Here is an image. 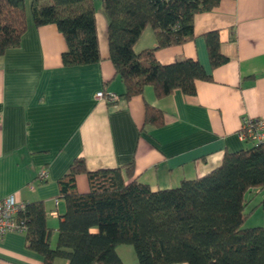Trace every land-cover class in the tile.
I'll use <instances>...</instances> for the list:
<instances>
[{
    "label": "crops",
    "instance_id": "crops-1",
    "mask_svg": "<svg viewBox=\"0 0 264 264\" xmlns=\"http://www.w3.org/2000/svg\"><path fill=\"white\" fill-rule=\"evenodd\" d=\"M31 1L25 0L27 28L19 46L0 55V198L12 193L24 202L43 200L46 223L53 228L52 247L66 208L58 180L74 158L82 156L87 170L132 162V178L159 189L201 176L221 162L224 151L252 144L239 136V129L246 117H264V0H220L194 15L191 41L154 51L163 64L185 58L200 62L210 78L196 80L194 94L174 90L157 97L146 84L128 99L121 96L124 87L110 59L108 21L100 0H94L100 60L75 66L62 63L67 43L57 26L34 23ZM210 31L218 32L227 57L215 68L205 40ZM153 47L154 32L146 28L134 50ZM98 91L118 98L98 100ZM147 104L164 111L163 125H144ZM75 178L80 192L89 190L85 172ZM263 195L264 189L257 187L245 193L250 211L246 220L258 221L249 225L264 226L258 204ZM116 250L125 264H138L132 244H118ZM67 263L57 257L53 264ZM0 264L44 262L40 253L26 247L24 231H9L0 237Z\"/></svg>",
    "mask_w": 264,
    "mask_h": 264
},
{
    "label": "trees",
    "instance_id": "trees-1",
    "mask_svg": "<svg viewBox=\"0 0 264 264\" xmlns=\"http://www.w3.org/2000/svg\"><path fill=\"white\" fill-rule=\"evenodd\" d=\"M100 2L108 21L110 59L125 99L140 94L146 84L157 97L174 90L192 95L196 80L210 78L195 59L163 64L154 51L191 41L194 15L220 0ZM31 14L36 25L53 23L64 36V66L100 60L94 0H32ZM26 28L25 0H0V55L19 46ZM146 28L153 30L156 47L136 52ZM205 40L211 66L225 63L218 32L206 33ZM165 122L163 110L146 105L145 126ZM80 172L89 181L84 192L76 187ZM133 173L132 162L87 170L82 156L74 158L58 180L66 208L56 245L49 243L53 228L46 223L44 201L38 199L25 202L18 212L26 225V247L40 253L44 264L57 257L67 264H125L116 250L121 243L133 245L138 264H264V226H244L250 213L245 193L251 187L264 189V142L226 150L212 170L172 187L152 189L132 178ZM258 204L264 210V195Z\"/></svg>",
    "mask_w": 264,
    "mask_h": 264
},
{
    "label": "built area",
    "instance_id": "built-area-1",
    "mask_svg": "<svg viewBox=\"0 0 264 264\" xmlns=\"http://www.w3.org/2000/svg\"><path fill=\"white\" fill-rule=\"evenodd\" d=\"M96 99L115 101L118 96L115 93L98 91ZM239 136L253 144L264 142V117H246L239 129ZM40 177L45 178L46 171L41 170ZM260 189L257 187V190ZM57 202V201H56ZM25 207V202L18 200L10 193L0 198V237L9 231H25L26 225L18 216V212Z\"/></svg>",
    "mask_w": 264,
    "mask_h": 264
},
{
    "label": "rangeland",
    "instance_id": "rangeland-1",
    "mask_svg": "<svg viewBox=\"0 0 264 264\" xmlns=\"http://www.w3.org/2000/svg\"><path fill=\"white\" fill-rule=\"evenodd\" d=\"M253 218H254V217H251L249 220H246L244 226H248V225H249V224H248V221H249L250 223H258V221H252ZM249 226H252V225H249Z\"/></svg>",
    "mask_w": 264,
    "mask_h": 264
}]
</instances>
